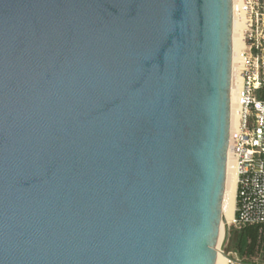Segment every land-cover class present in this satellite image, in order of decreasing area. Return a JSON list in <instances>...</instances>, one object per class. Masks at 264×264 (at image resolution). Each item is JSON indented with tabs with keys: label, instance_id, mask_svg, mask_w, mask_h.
I'll return each mask as SVG.
<instances>
[{
	"label": "water",
	"instance_id": "water-1",
	"mask_svg": "<svg viewBox=\"0 0 264 264\" xmlns=\"http://www.w3.org/2000/svg\"><path fill=\"white\" fill-rule=\"evenodd\" d=\"M235 34L234 0H0V264H215Z\"/></svg>",
	"mask_w": 264,
	"mask_h": 264
},
{
	"label": "built area",
	"instance_id": "built-area-1",
	"mask_svg": "<svg viewBox=\"0 0 264 264\" xmlns=\"http://www.w3.org/2000/svg\"><path fill=\"white\" fill-rule=\"evenodd\" d=\"M240 75L239 120L230 135L231 158L237 170L232 223L239 228L264 225V0H259L256 8L250 6ZM224 253V264H261L233 251Z\"/></svg>",
	"mask_w": 264,
	"mask_h": 264
},
{
	"label": "bare ground",
	"instance_id": "bare-ground-1",
	"mask_svg": "<svg viewBox=\"0 0 264 264\" xmlns=\"http://www.w3.org/2000/svg\"><path fill=\"white\" fill-rule=\"evenodd\" d=\"M235 12L237 16V4L235 3ZM243 23V22H242ZM241 23V19L236 17V34H235V52H234V70H233V88H232V106H231V127L230 135H232L238 126L239 120V103L237 100V88L239 90L241 86V75L237 71L239 61L241 60V52L244 46V26ZM236 186H237V170L232 162L231 149L229 150V173L225 189V195L222 206V221L220 228V236L217 245V258L215 264H218L221 258L220 264H224L225 258L220 252V244L224 238L225 225L232 222L234 217L235 205H236ZM222 257H221V256Z\"/></svg>",
	"mask_w": 264,
	"mask_h": 264
},
{
	"label": "trees",
	"instance_id": "trees-1",
	"mask_svg": "<svg viewBox=\"0 0 264 264\" xmlns=\"http://www.w3.org/2000/svg\"><path fill=\"white\" fill-rule=\"evenodd\" d=\"M233 249L240 257L252 259L258 255L264 257V225L250 224L231 229L229 243L225 252Z\"/></svg>",
	"mask_w": 264,
	"mask_h": 264
},
{
	"label": "rangeland",
	"instance_id": "rangeland-1",
	"mask_svg": "<svg viewBox=\"0 0 264 264\" xmlns=\"http://www.w3.org/2000/svg\"><path fill=\"white\" fill-rule=\"evenodd\" d=\"M258 2H259V0H235V3L237 4V16L236 17H237V19H239V21L241 19V23L243 22L242 24L244 26V30H246V27H247V22H248V19H249L250 6L253 5L254 8H256ZM237 68H238L237 69L238 73H240L241 60L239 61V65H238ZM237 92H238V88H237ZM229 227H230V231H231V229H234V230H238L239 229V227L235 226L232 222L229 223ZM230 231H229V237H230ZM228 243H229V239H228V241L226 243V246H227ZM224 250H225V248H224ZM231 251H233V249H230V251H227V252H231ZM220 262H221V258L219 259L218 264H220Z\"/></svg>",
	"mask_w": 264,
	"mask_h": 264
},
{
	"label": "crops",
	"instance_id": "crops-1",
	"mask_svg": "<svg viewBox=\"0 0 264 264\" xmlns=\"http://www.w3.org/2000/svg\"><path fill=\"white\" fill-rule=\"evenodd\" d=\"M235 212V211H234ZM253 260H258L261 264H264V257L263 259L261 258V255H258L256 257H253L252 258Z\"/></svg>",
	"mask_w": 264,
	"mask_h": 264
}]
</instances>
